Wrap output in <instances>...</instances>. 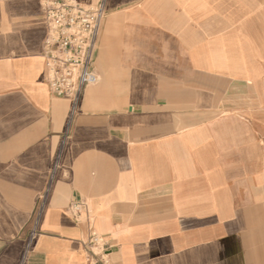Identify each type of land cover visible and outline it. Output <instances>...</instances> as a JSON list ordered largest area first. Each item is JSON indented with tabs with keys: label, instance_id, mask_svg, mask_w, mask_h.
<instances>
[{
	"label": "crops",
	"instance_id": "crops-1",
	"mask_svg": "<svg viewBox=\"0 0 264 264\" xmlns=\"http://www.w3.org/2000/svg\"><path fill=\"white\" fill-rule=\"evenodd\" d=\"M104 3L74 101L42 0H0V264H91L92 227L111 264H264V0Z\"/></svg>",
	"mask_w": 264,
	"mask_h": 264
},
{
	"label": "built area",
	"instance_id": "built-area-1",
	"mask_svg": "<svg viewBox=\"0 0 264 264\" xmlns=\"http://www.w3.org/2000/svg\"><path fill=\"white\" fill-rule=\"evenodd\" d=\"M48 34L44 44L46 82L53 95L77 101L87 86L98 82L93 68L97 37L106 16L104 0L84 6L77 0H42ZM87 203L75 199L70 210L75 220L82 218ZM87 244L91 264H111L102 234L93 227Z\"/></svg>",
	"mask_w": 264,
	"mask_h": 264
}]
</instances>
